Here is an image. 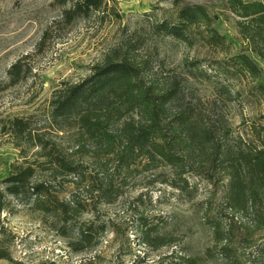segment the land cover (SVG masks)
Listing matches in <instances>:
<instances>
[{
    "label": "rangeland",
    "instance_id": "1",
    "mask_svg": "<svg viewBox=\"0 0 264 264\" xmlns=\"http://www.w3.org/2000/svg\"><path fill=\"white\" fill-rule=\"evenodd\" d=\"M56 1L0 0V84L8 81L7 71L19 60L31 71L24 82L0 95V119L33 117L50 133L46 113L61 83L88 78L111 50L124 41H138L135 54L140 63L149 61V79L161 93L181 87L174 114L194 109L192 120L200 128L196 137L208 149H198L200 143L182 136L179 155L189 163L183 171L161 159L121 167L115 157L95 158L90 150L71 158L84 166L85 179L54 181L39 173L63 204H71L68 222L9 198L10 209L0 217V264H228L219 253L225 246L241 257L264 251V170L256 168L254 177H244L248 182L243 189H257L258 197L241 200L233 195L235 170L224 163L223 152L216 155L211 149L219 145L235 156L264 150V99L251 95L254 86L264 84V74L258 81L238 78L224 89L191 75L195 62L205 71L239 53L249 54L264 69V33L254 20L234 13L231 0H178L208 8L225 37L219 49L152 34L147 15L174 18L177 0H110L114 8L104 22L95 16L71 26L63 19L67 7ZM244 2L264 5V0ZM57 142L69 154L77 150L72 135L57 136ZM20 162L19 151L0 132L1 190L11 165ZM142 219L158 223L164 240L140 244L136 228ZM214 222L223 238L230 237L228 242L215 234ZM86 226L96 232L91 244L80 243L78 232Z\"/></svg>",
    "mask_w": 264,
    "mask_h": 264
},
{
    "label": "trees",
    "instance_id": "2",
    "mask_svg": "<svg viewBox=\"0 0 264 264\" xmlns=\"http://www.w3.org/2000/svg\"><path fill=\"white\" fill-rule=\"evenodd\" d=\"M56 3L67 7L63 11L66 26L95 16L104 22L114 8L109 5L110 0H57ZM175 5L179 11L174 18L158 20L153 13L147 15V23L156 38L180 41L189 46L203 42L209 47L222 49L225 37L216 29L208 8L197 4L180 5L178 0ZM230 7L242 18L253 19L256 27L264 33V5L231 0ZM137 45L138 41H124L117 49L111 50L101 64L91 69L88 78L74 84L61 83L53 93L46 113L50 133L44 132L45 128L39 127L33 117L0 119L1 135L16 147L22 161L11 165L9 177L1 183L4 189H0V217L10 209L9 198H13L33 205L46 216H56L68 222L66 218L71 204H63L52 193V184L41 181L38 174L51 175L54 181L70 176L85 179L84 166L71 159L74 154L91 150L97 155L95 158L113 156L121 167H128L139 159L151 163L161 159L183 171L189 163L186 157L179 155L182 136L200 143L198 149H208L206 143L196 137L200 128L192 120L194 109L186 107L174 114L172 106L180 101L181 87L174 86L165 93L157 91L149 79V61L140 63L137 60ZM199 64H191L192 77L222 89L231 86L238 78L250 77L258 81L264 74V69L247 53L215 62L205 71H201ZM7 73L8 81L0 84V95L24 82L31 71L23 60H19ZM251 95L264 99V84L254 86ZM60 135H72L76 152L69 154L58 144L57 136ZM211 149L216 155L223 152L224 163L236 172L233 195L241 200L246 197L251 202L255 200L258 191L252 188L245 191L243 186L248 181L245 182L244 177H254L256 168L264 170V150L255 155L242 153L235 156L219 145ZM142 220L140 228H136L140 244L164 240L159 235L158 223L151 225L146 219ZM219 227L218 222L212 225L219 239L228 242L230 237L223 238L224 232ZM78 233L80 243L91 244L96 232L86 226ZM219 253L228 264H264V251L257 255L247 254V257L243 252L241 257L242 253L239 255L237 249L228 245Z\"/></svg>",
    "mask_w": 264,
    "mask_h": 264
}]
</instances>
